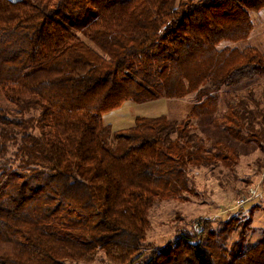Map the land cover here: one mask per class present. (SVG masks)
I'll use <instances>...</instances> for the list:
<instances>
[{"label": "trees", "instance_id": "trees-1", "mask_svg": "<svg viewBox=\"0 0 264 264\" xmlns=\"http://www.w3.org/2000/svg\"><path fill=\"white\" fill-rule=\"evenodd\" d=\"M261 9L0 0V264H91L99 253L111 264H264V234L245 248V233L229 243L233 227L209 218L149 248L150 208L193 192L189 167L227 161L226 146L204 145L187 118L140 116L114 131L102 120L127 100L188 95L210 112L223 89L263 77L264 51L248 44Z\"/></svg>", "mask_w": 264, "mask_h": 264}, {"label": "rangeland", "instance_id": "rangeland-1", "mask_svg": "<svg viewBox=\"0 0 264 264\" xmlns=\"http://www.w3.org/2000/svg\"><path fill=\"white\" fill-rule=\"evenodd\" d=\"M251 16L255 24L248 44L264 51V9ZM229 101L238 102L239 111L228 108ZM207 108L210 112L201 109L192 95H188L182 99L160 98L140 104L127 100L102 116L103 123L110 125L113 131L132 126L134 119L140 116L164 115L177 121L187 118L191 131H195L204 145L219 141L226 146L227 161L218 160L207 167H189L193 192L156 202L150 208L145 235L149 248L163 246L180 233L194 230L202 218L211 219L214 228L219 227L221 221L229 222L233 227L229 243L245 233V248L264 234V121H260L264 115V76L223 89L217 94L216 103ZM234 119L248 124L237 127ZM250 188L256 189L254 195H250ZM241 198L247 200L238 207L235 201ZM149 252L150 249H146L141 258ZM91 264L111 263L99 253Z\"/></svg>", "mask_w": 264, "mask_h": 264}, {"label": "built area", "instance_id": "built-area-1", "mask_svg": "<svg viewBox=\"0 0 264 264\" xmlns=\"http://www.w3.org/2000/svg\"><path fill=\"white\" fill-rule=\"evenodd\" d=\"M249 193L250 195H254L256 193V189L255 188H250L249 189ZM247 198H241L235 201L236 206H242L245 202H246Z\"/></svg>", "mask_w": 264, "mask_h": 264}, {"label": "crops", "instance_id": "crops-1", "mask_svg": "<svg viewBox=\"0 0 264 264\" xmlns=\"http://www.w3.org/2000/svg\"><path fill=\"white\" fill-rule=\"evenodd\" d=\"M11 1H17V0H11Z\"/></svg>", "mask_w": 264, "mask_h": 264}]
</instances>
